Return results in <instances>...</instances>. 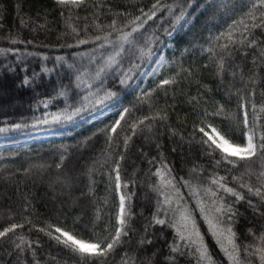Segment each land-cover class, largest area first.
Returning a JSON list of instances; mask_svg holds the SVG:
<instances>
[{
  "label": "trees",
  "instance_id": "trees-1",
  "mask_svg": "<svg viewBox=\"0 0 264 264\" xmlns=\"http://www.w3.org/2000/svg\"><path fill=\"white\" fill-rule=\"evenodd\" d=\"M154 2L87 0L86 6L76 7L60 5L56 0H0V82L17 96L16 105L11 108L0 102V128L5 129L0 132V225L24 223L16 234L39 241V246L33 247L35 260L40 264L81 262L38 228L50 230L47 225L53 224L78 239L103 240L115 232L121 194L127 197L126 207L133 214L130 231L101 264H122L126 253L135 257V264H196L193 256L170 252L174 229L153 223L157 199H163L152 190L153 185L160 183V177L153 173L159 167L161 154L177 179H188L190 170L196 167L203 169L201 183L210 184L209 178L218 173L228 176L229 186L245 193L246 189H239L231 177L245 168L253 173L264 171V157H256L238 166L239 170L227 172L231 166H217L215 160L220 159V154H206L198 143L200 134L194 132L205 112L215 113L222 106L221 115L211 116L207 122L225 132L234 143L243 144L246 130L242 123L244 109L240 108L242 97L258 108L264 105V62L253 63V58L259 57V49L233 45L231 56L224 57L223 70L218 68L219 50L216 55L209 51L214 38L226 33L233 21H239L247 11L248 0H179L185 13L183 19L177 20L179 12L158 11L146 26L157 37L151 57H133L136 67L125 57L118 70L107 71L103 87L92 79L94 69L103 62L101 57L106 59L110 50L93 52L96 44L76 46L77 39L91 41L96 35L104 36L111 31L107 26L113 19L123 28L131 16L139 14L140 8L147 11ZM175 2L162 0L167 4ZM120 12L129 16H118ZM117 35L112 32L109 38L115 40ZM256 35L264 40L259 29ZM236 36L239 37V29ZM87 54H92L96 62H91ZM161 57L162 62L142 85L144 71L154 67ZM129 68V79L121 84V73ZM168 78H174L175 83L157 88L162 79ZM149 91L150 97L143 95ZM106 92L114 95L105 98ZM74 108L82 110L77 113ZM107 108V114L94 123L77 124ZM124 108L130 112L110 141L106 129L120 118ZM247 111L251 123L254 113L250 106ZM157 113L167 118L146 120L133 135L134 122ZM54 115L62 119L53 121ZM260 116L264 125V113ZM16 124L21 127L15 128ZM48 130L59 136L21 142L22 137ZM259 131L264 132V127ZM129 137L125 147L124 140ZM153 158L156 162L149 164ZM117 161L122 184L119 191L115 189L113 171ZM251 182L257 183L254 177ZM125 184L127 187H123ZM181 193L217 264H228L188 189L181 187ZM237 208L241 215L235 230L240 241L255 243L248 230L259 233L264 216L254 214L244 202ZM25 217L31 224L25 223ZM148 239L150 244L140 243ZM0 244V264H21L10 242ZM173 255L175 260L170 259ZM23 259L34 264L30 253L26 252ZM253 260L259 264L258 257Z\"/></svg>",
  "mask_w": 264,
  "mask_h": 264
},
{
  "label": "snow or ice",
  "instance_id": "snow-or-ice-1",
  "mask_svg": "<svg viewBox=\"0 0 264 264\" xmlns=\"http://www.w3.org/2000/svg\"><path fill=\"white\" fill-rule=\"evenodd\" d=\"M60 5L67 6L69 4L76 7L86 6L87 0H56ZM247 11L239 21H233L226 33H220L214 38L215 43L209 49L213 55H216V50H219L220 58L218 60V68L224 69V57L231 56L233 45L240 48H257L259 49V57L253 58V63L264 62V40H260L256 35V30L259 29L261 34H264V0H248L246 5ZM138 15L131 16L123 25V28L118 27L115 19L107 26L111 31L106 32L104 36L96 35L93 40L77 39L76 46L94 43L97 49L110 50L106 59L101 57L102 64L94 69L92 79L99 82V86L103 87L105 74L109 69L118 70L122 60L127 57L132 67L137 65L132 62V58L144 59L153 55V44L157 42L155 34L148 32L146 27L149 21H153L157 17L158 11H167L169 13H177V20L184 18L183 5L179 0L173 4L162 3V0H155L151 7L146 11L140 8ZM118 16L127 17V12L117 13ZM97 28L104 30L100 25ZM124 29H128L125 31ZM239 29V37L236 33ZM73 32L76 29L73 28ZM112 32L118 33L115 40L110 39ZM79 35V33H77ZM71 46V45H69ZM127 46V47H126ZM84 55V54H81ZM89 55L91 62L95 63L92 54ZM80 69H77L79 74ZM131 68L121 73L120 83L123 84L129 79ZM79 79V75H77ZM175 83L174 78L162 79L157 85V88H164L166 85ZM153 89L152 91H155ZM63 95L64 93H60ZM255 93L253 92L252 95ZM114 93L106 92L105 98H110ZM145 96H151L152 92L143 93ZM251 107L254 113V119L250 123L247 108ZM240 108L244 109L243 113V127L245 128L243 144L234 143L228 135L209 121L211 116L221 115L223 107L221 106L215 113H204V119L196 126L194 132L200 134L198 143L204 146V151L208 155L219 153L220 159H216L217 166L226 165L231 166L226 168V171L231 173L233 169H238L240 165H246L256 157H264V132L259 131L264 125L261 124V113H264V105L259 108L251 100H245L242 97ZM82 109L74 108L73 112H79ZM130 109L124 108L119 113V119L114 121L111 126H108L106 131L109 133V140L112 136L117 134V129L122 126L121 122L125 120V114H128ZM71 118V117H69ZM157 113L155 116H145L131 125L133 135L136 129L145 123L146 120L166 119ZM53 121L62 119L59 115L52 117ZM46 122V121H45ZM15 128H20V124L14 125ZM5 131L0 128V132ZM195 139V136L192 137ZM129 138L124 140V145L127 147ZM159 147V145H157ZM176 151V149H173ZM123 159V156L120 157ZM156 162V158L149 161V164ZM120 164L116 162L113 169L115 172V189L119 191L122 187L120 176ZM203 169L193 167L190 170L189 178L172 175V168L164 160L161 154L159 160V167L153 175L160 177V183L153 185L152 190L157 193L156 212L153 214V223L170 227L174 229L175 236L173 243L169 246L170 252L177 255L193 256L196 264H217L213 254L210 252L207 244L204 242V235L199 231V227L192 210L187 207V201L181 193V187L188 189V195L196 202V209L199 211L201 219L207 224L208 230L215 238L217 245L221 252L226 257L228 264H254V257H258L259 264H264V226L259 233L252 229L248 230V234L253 237L254 242L244 243L235 230V225L238 222V217L241 215L237 205L244 202L252 209L254 214L264 216V171L253 173L249 168H245L239 175L231 177L232 182L238 185L239 189H246V193L238 191L236 187L229 186L228 176H220L218 173L213 174L210 179V184L201 183L202 177L200 173ZM194 174V175H193ZM255 178L257 183L253 185L252 178ZM127 187V185H123ZM164 188H169L170 192H165ZM251 197H256L254 202ZM127 197L123 194L119 197V211L117 213V224L114 234L109 233L105 239H96L95 241H85L78 239L69 231L64 230L60 226L48 224L47 229L38 228L37 231L44 232L50 239L56 241L58 245L69 249L73 256L79 257L81 264H92L96 261L97 264L107 259L108 255L115 250L123 242V237L128 236L130 231V219L132 213L126 207ZM175 206L173 207V202ZM27 207L25 211H27ZM163 217V218H161ZM25 223L31 224V221L25 217ZM152 226V225H149ZM24 223H11L9 226L0 225V241L10 242L12 245V252L17 254V259L21 264H27L23 259L25 253H30L33 257L34 264H40L35 260L36 249L35 244L39 246V241L28 240L24 235L16 234L18 228H23ZM35 227V225H33ZM31 231V229H29ZM10 234H13L9 241ZM150 239L141 240L143 243H151ZM3 245L0 244V247ZM27 246V247H25ZM11 254V253H10ZM55 260V257H52ZM170 259L175 260V255ZM122 264H135V257L125 254L122 259Z\"/></svg>",
  "mask_w": 264,
  "mask_h": 264
},
{
  "label": "rangeland",
  "instance_id": "rangeland-1",
  "mask_svg": "<svg viewBox=\"0 0 264 264\" xmlns=\"http://www.w3.org/2000/svg\"><path fill=\"white\" fill-rule=\"evenodd\" d=\"M161 62H162V57L158 59L156 65L154 67L148 68L144 71L142 78L140 79V82H142V85H143V82L146 80L147 76L151 72H153L154 69L156 68V66H158ZM4 88L5 87H3L2 83L0 82V102L2 103V105L7 106L8 108H11V107L16 105L15 100H14V98H17L16 93L8 90L7 88H5V89ZM12 95H13V97H12ZM13 100H14V102H12ZM107 111H108V108L101 111V112L90 115L87 118H84L83 120H81L77 124H91V123L95 122L96 120H98L99 118L105 116L107 114ZM57 136H59V135L54 130L41 131V132L32 133L28 136L22 137L21 142L29 143V142H33V141H40V140H45V139H49V138H54Z\"/></svg>",
  "mask_w": 264,
  "mask_h": 264
}]
</instances>
